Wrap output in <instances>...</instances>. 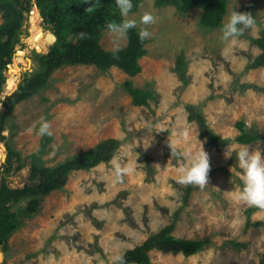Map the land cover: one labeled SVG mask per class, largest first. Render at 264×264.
<instances>
[{
    "label": "rangeland",
    "instance_id": "obj_1",
    "mask_svg": "<svg viewBox=\"0 0 264 264\" xmlns=\"http://www.w3.org/2000/svg\"><path fill=\"white\" fill-rule=\"evenodd\" d=\"M233 8L252 14L256 24L226 42L221 26L201 23V7L158 8L153 0H139L136 10L121 16L122 21H137L132 28L137 35L145 27L139 23L141 17L145 13L155 17V23L146 26L150 35L138 59L139 73L128 76L116 66L103 70L63 63L48 74L42 87L16 103L2 126L5 140L0 144H8L22 157L38 150L41 121H47L52 132V140L38 154L46 166L62 163L106 138L120 144L109 161L69 172L64 187L44 195L35 212H25L26 199L14 204L19 225L8 237L0 264H113L171 222L173 236L208 238V243L191 255L151 250L152 264H262L264 208L238 198L243 185L235 152L249 145V151L259 149L264 156V139L236 142L235 123L242 120L247 128L264 133V67L248 68L260 52L252 39L264 29V0H227L222 23ZM35 11L32 7L23 12L0 98L12 88L18 90L26 74L35 70L34 47L44 53L53 43L55 37L39 13L41 32L30 38ZM98 42L106 50L119 49L128 42V32L122 37L103 27ZM179 57L185 83L179 78ZM126 80L139 88L149 84L154 95L134 105ZM186 104L195 105L228 143L207 144L196 121L188 120ZM201 149L209 156L208 184L201 188L178 183L181 162L171 150L195 156ZM2 153L0 164L6 151ZM22 170L7 177L10 186L28 180Z\"/></svg>",
    "mask_w": 264,
    "mask_h": 264
},
{
    "label": "trees",
    "instance_id": "obj_2",
    "mask_svg": "<svg viewBox=\"0 0 264 264\" xmlns=\"http://www.w3.org/2000/svg\"><path fill=\"white\" fill-rule=\"evenodd\" d=\"M138 2L139 0H132L131 11L137 9ZM226 3L227 0H153L154 6L158 8L165 5H175L178 10L188 6L201 7L204 13L200 20L207 27L222 26ZM33 5L38 7L43 21L54 34L55 40L52 39L54 41L45 53H35L34 58L38 62L35 70L26 74L25 82L18 90L2 100L0 141L5 140V135L1 133L2 126L16 103L42 87L48 74L63 63L91 64L103 70L116 66L128 76H134L141 70L138 59L145 53L143 48L145 39L140 40L132 29L128 30V42L122 48L106 50L98 42L101 28L108 27L109 23L122 22L116 0H0V12L3 19L0 22V92L5 80L3 72L12 60L18 30L24 20L23 12H29ZM81 33H84L83 38ZM252 41L260 52L253 58L248 68L264 67V29L260 30V34ZM45 45L46 43L42 47ZM179 58V78L185 83L184 63L182 58ZM124 83L134 105L144 104L154 95L149 84L139 88L132 86L129 80ZM11 90L13 88L8 91ZM186 110L188 120L196 121L199 135L207 144L221 147L228 143L229 139L219 136L208 126L202 112L195 105L186 104ZM43 122L41 121L39 125L41 126ZM235 126L239 130L235 141L240 144L264 139V133L259 134L255 127L247 128L242 120L237 121ZM51 140L52 136L43 135L38 150L25 157L6 144V157L0 164V249L2 251L6 250L8 237L19 225L15 211L12 210L14 204L26 199L25 212L27 214L35 212L44 195L64 187L69 172L87 170L100 162L109 161L120 144V140L116 138H106L91 148L74 154L62 163L46 166L38 154ZM2 154L0 146V157ZM24 167L25 169L22 170ZM21 170L28 180L21 185L10 186L7 183V177ZM173 227L172 222L167 224L148 236L141 244L126 250L121 260L113 264H152L149 257L151 250L191 255L208 243V238L195 240L175 237L171 234Z\"/></svg>",
    "mask_w": 264,
    "mask_h": 264
},
{
    "label": "clouds",
    "instance_id": "obj_3",
    "mask_svg": "<svg viewBox=\"0 0 264 264\" xmlns=\"http://www.w3.org/2000/svg\"><path fill=\"white\" fill-rule=\"evenodd\" d=\"M116 5L120 10L121 16L123 17H127L133 7L132 0H116ZM32 7H36L38 9L36 5H33ZM234 8L231 10L227 21L223 23L220 28L222 34L221 38L226 42H231L238 39L244 34L246 30L251 29L256 24L252 14L248 12L235 11ZM38 13L40 14L39 9ZM139 23L145 26L141 28L138 33L139 39L144 40L150 35V32L147 30L146 26L155 23V17L151 13H145L141 17ZM136 26L137 21L135 20H124L120 24H108L110 31L118 33L122 37L127 35L129 29H132ZM80 35L83 38L84 33H81ZM47 49L48 48H46L44 53L47 51ZM34 50L39 52L35 49V47ZM14 55L15 50L13 56ZM12 91L9 93H3V96L0 98V111L3 110L2 100H4L7 95L11 94ZM2 92L3 89L0 93ZM37 134L41 136L52 135V132L50 131V125L47 121H44L41 124ZM0 146L6 151V147L4 145L0 144ZM171 155L176 156L178 161L181 162V166L179 167V172L181 175L178 177V183L186 185H198L201 188L208 184L210 163L209 156L203 149H201V151L195 156H192L191 154L177 153L175 150H171ZM235 157L237 161V167L240 170L238 176L243 185L238 198L249 206L264 208V156L261 155V151L259 149L249 151V145H247L240 147L239 150L235 152ZM185 159L189 161L187 164L183 163ZM0 251L3 253L1 249ZM116 259L121 260V257L118 256Z\"/></svg>",
    "mask_w": 264,
    "mask_h": 264
},
{
    "label": "bare ground",
    "instance_id": "obj_4",
    "mask_svg": "<svg viewBox=\"0 0 264 264\" xmlns=\"http://www.w3.org/2000/svg\"><path fill=\"white\" fill-rule=\"evenodd\" d=\"M38 19H39V14H38V11L36 10L35 13H32V18H31L32 21L30 24L31 25V30H30L31 36H30V38L37 37L39 35V32H41V29L38 27V23H37ZM8 84H9L8 86H10V87H14V85H15L13 81L8 82Z\"/></svg>",
    "mask_w": 264,
    "mask_h": 264
},
{
    "label": "water",
    "instance_id": "obj_5",
    "mask_svg": "<svg viewBox=\"0 0 264 264\" xmlns=\"http://www.w3.org/2000/svg\"><path fill=\"white\" fill-rule=\"evenodd\" d=\"M35 9H37L36 7H35ZM37 11H38V9H37ZM2 259V253H1V251H0V260Z\"/></svg>",
    "mask_w": 264,
    "mask_h": 264
}]
</instances>
